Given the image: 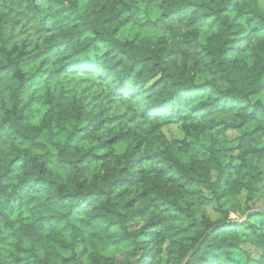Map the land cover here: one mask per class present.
Masks as SVG:
<instances>
[{"label":"trees","instance_id":"16d2710c","mask_svg":"<svg viewBox=\"0 0 264 264\" xmlns=\"http://www.w3.org/2000/svg\"><path fill=\"white\" fill-rule=\"evenodd\" d=\"M19 1L24 30L0 12V227L16 232L14 264H264V213L245 219L264 205V0ZM140 3L176 22L168 38L118 39ZM71 81L130 119L89 108Z\"/></svg>","mask_w":264,"mask_h":264},{"label":"rangeland","instance_id":"374dc122","mask_svg":"<svg viewBox=\"0 0 264 264\" xmlns=\"http://www.w3.org/2000/svg\"><path fill=\"white\" fill-rule=\"evenodd\" d=\"M19 0H0V12L5 14L9 24L15 26L16 30L21 29V24L19 21L22 17L19 15L18 11L20 9ZM259 7L264 10V2L259 3ZM138 12L136 16L132 19L131 23L122 27L117 33V37L120 41L126 40H142V39H153L159 37H169L170 29H173L176 26V22L164 21L160 18V10L155 6L154 3L138 4ZM24 23V21H23ZM212 30L208 28H203L200 31L199 40L204 43L206 39L212 34ZM29 34L34 38L35 31L31 28ZM204 79V76L200 77V80ZM89 82V81H88ZM71 84L64 83V90L70 89L73 94L77 96V99H82L84 103L88 104L89 108H93L95 111H103L105 114H115L116 116L121 117V120L127 122L130 119V112L124 105L116 107L115 104L108 103V100L105 98L103 90L101 87H97L96 84H91L88 89L87 82L78 83L77 85L72 86L74 81L70 82ZM57 87L60 88L61 84L58 83ZM70 98H73L72 95H69ZM257 99L264 101V94L257 96ZM37 123V121H36ZM133 125V124H129ZM165 133L168 139H182L183 134L179 132L175 127H170L165 130ZM236 133L229 132V139L234 138ZM242 195L240 197V203H243ZM263 199H258L251 205L252 210H258L262 208ZM206 215L212 220H218L220 215L215 212L212 208L208 207L206 209ZM230 221L241 222L244 218L241 213L229 214ZM16 243V232L14 230H8L0 227V264H14L13 255L15 253L14 245ZM243 250L247 252L253 259H259V253L251 250L247 245H243ZM108 256H114L117 259H120L121 255H116L113 249L107 251Z\"/></svg>","mask_w":264,"mask_h":264},{"label":"water","instance_id":"95a60500","mask_svg":"<svg viewBox=\"0 0 264 264\" xmlns=\"http://www.w3.org/2000/svg\"><path fill=\"white\" fill-rule=\"evenodd\" d=\"M262 213H264V208L261 209V210L250 211V212H248V213L246 214L245 219H248L251 215H258V214H262ZM194 251H195V250H194ZM194 251H193V252H194Z\"/></svg>","mask_w":264,"mask_h":264}]
</instances>
